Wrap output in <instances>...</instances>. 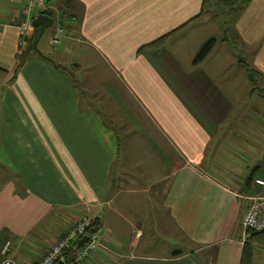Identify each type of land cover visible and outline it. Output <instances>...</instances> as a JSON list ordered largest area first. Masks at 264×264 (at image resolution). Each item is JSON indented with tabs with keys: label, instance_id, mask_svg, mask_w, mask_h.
<instances>
[{
	"label": "crops",
	"instance_id": "obj_1",
	"mask_svg": "<svg viewBox=\"0 0 264 264\" xmlns=\"http://www.w3.org/2000/svg\"><path fill=\"white\" fill-rule=\"evenodd\" d=\"M208 1L47 0L65 31L52 45L63 48L40 47L42 38L38 49L65 72L35 53L25 58L39 29L29 24L21 36L23 0H0V262L10 242L15 264L38 263L83 218L98 225L101 247L81 264H195L193 256L202 264H241L246 241L264 246V236L249 238L242 227L246 184L263 174L264 146L254 149L249 140L227 135L237 153L215 147L209 162L212 136L197 107L180 96L207 90L212 72H225L237 60L246 69L238 75L249 82L247 69L264 77V0L224 7L222 37L210 38L215 47L193 65L210 39L191 47L189 35L217 18L218 5ZM171 50L190 54L196 77L182 85L176 74L177 82L163 80L161 72H180L177 61L171 60L174 69L167 60ZM68 55L70 66L61 61ZM82 62L109 72L139 112L147 133L137 136L140 162L121 158L120 137L103 114L84 106V83L77 79ZM148 161L151 174L159 172L147 177L153 181L131 175L143 165L150 173ZM161 241L167 247L158 246ZM176 251L182 255L174 257Z\"/></svg>",
	"mask_w": 264,
	"mask_h": 264
},
{
	"label": "rangeland",
	"instance_id": "obj_2",
	"mask_svg": "<svg viewBox=\"0 0 264 264\" xmlns=\"http://www.w3.org/2000/svg\"><path fill=\"white\" fill-rule=\"evenodd\" d=\"M211 3L214 7L218 5L216 8L218 11H216L217 18L214 20L215 23L203 25L201 30L193 35H189L190 38L188 39L191 40V47H195V44H199L205 40L207 41L212 37L215 39L222 37V33L219 34L217 30L218 28H222L221 26L225 23V16L222 15L221 12L225 6L222 4L221 0H209L208 6H211ZM187 32L188 29L184 33H180V35L178 34L177 38L185 36ZM54 36L55 27L46 32L41 41L40 47L46 45L50 51L59 53L63 47H55L52 45V39ZM171 51L173 52H170L171 54H169L167 60L171 63L170 66L174 69L175 62L177 61L176 64H178L179 67L176 66L180 72H161L165 75L163 80L172 83L173 81L177 82V78L175 77L176 74L178 77H181L179 83L176 84L182 85V82L187 81V76H193V78L196 77L195 74L198 73L193 72V68L189 67L191 62V58H189L191 57L190 54L188 52H186V54H182V52L174 54V50ZM68 56V58L66 56V58H63L61 61L70 66L73 57L71 55ZM171 60H174L175 62H171ZM247 63L250 62L247 61ZM102 70L103 69H101L100 72V70L98 71L93 68V64L87 65L82 62L80 70L77 71V79L84 83L81 89L82 101L85 107L90 105V107L92 106V109H95L104 115L105 123L117 133L118 137H120L121 158L127 159L131 156L133 157L134 164H136L137 162H140V158L143 157V155L142 157L137 156V153L140 151L137 136L139 135L141 137L147 134L145 131V125L140 114H138L139 112L134 111L123 92L119 91L114 86L112 82L113 77L110 73L102 72ZM239 72H246V69L245 65L238 63L237 60L236 64L234 66L231 65L225 72H212L213 74H211V77H213V79L210 80L211 84L208 85L207 90H198L196 93L188 90V93L181 94L179 92V90H181L180 86H177L176 88L177 92L181 94L180 96L183 97L184 95V99L188 105L193 108L197 107L193 110L197 115V119L202 122L203 130L205 132L208 131L212 136L213 141L211 142L207 154L209 162L214 157L215 147L223 150V152L226 151L232 154L237 153V149H234L228 142H226L227 135L232 136L235 134L237 137L240 136L243 140H249L250 144L252 143V145H254V149L260 150L264 146V99L263 101L258 99V96L260 95H263L264 97V93H262L264 88V77L253 74V84L249 82L245 76L238 75ZM173 74L174 77L172 78ZM204 76L208 78L210 77L208 76V72H205ZM101 85H103V89L106 90L105 93L99 92L102 89L100 87ZM254 89L255 93L250 98L249 93ZM216 96L219 101L218 99L216 100ZM215 104L217 108H214ZM143 159L147 161V158L144 157ZM167 160L169 162L170 160L176 162L174 154H169ZM149 162L150 161H148V163L146 162V167L149 168L148 172L150 173L147 174L146 172H143L145 168L143 165L136 166V168L142 169V172L135 167H132L130 172L131 175L135 178L140 176L141 181H153V178L149 179L147 177H155V174L158 176L159 172L154 173V175L151 174V172L153 173L155 170ZM261 169L263 173L264 168L261 167ZM166 241L169 242L167 238ZM175 242L176 240L173 238L172 245H175ZM249 243L252 245L254 264H264V246L254 242V240H250ZM162 244L163 241L157 243L158 246L167 247L166 243ZM183 245L184 246L180 247L182 251L188 247L186 243Z\"/></svg>",
	"mask_w": 264,
	"mask_h": 264
},
{
	"label": "built area",
	"instance_id": "obj_3",
	"mask_svg": "<svg viewBox=\"0 0 264 264\" xmlns=\"http://www.w3.org/2000/svg\"><path fill=\"white\" fill-rule=\"evenodd\" d=\"M52 10L53 8L48 4L47 0H23L24 23L20 28L21 36H25V32L28 30L32 20L43 13H52ZM59 20L58 17L53 19V27H55V36L52 39L53 45H58L61 39L65 37V31L61 27ZM253 185L260 189V193L254 197L247 198L249 207L243 218L242 227L247 234H261L264 233V175L256 178ZM93 224L89 218H83L77 222L36 264H57L65 252L72 253V261L65 264H81L84 262L101 247L100 234L98 232H89ZM83 239H86L85 245L80 251L75 253L74 249ZM10 253L11 243L6 242L1 250V257L3 258L1 264H15L10 258Z\"/></svg>",
	"mask_w": 264,
	"mask_h": 264
},
{
	"label": "trees",
	"instance_id": "obj_4",
	"mask_svg": "<svg viewBox=\"0 0 264 264\" xmlns=\"http://www.w3.org/2000/svg\"><path fill=\"white\" fill-rule=\"evenodd\" d=\"M221 2H222V4L225 7H235V6H242L243 7V6L248 5L250 3V0H221ZM43 14L48 15L51 18L53 16L52 13H50V12L43 13ZM35 30L37 31L38 29L36 28ZM37 36H38V32H37L34 40L37 39ZM163 40H164V38L162 40H160L159 42H161ZM159 42H157V43H159ZM215 44H216V40H214V39H210L206 43H204V45L200 48V50L196 54V56H195V58L193 60V65H198L199 63L203 62L207 58V56L211 53V51L215 47ZM247 72L249 73L248 74L249 78L252 80L254 72L252 70H250V69H247ZM253 92H254V90H253ZM263 175H264V172H263L262 176ZM262 176H260V177H262ZM260 177H258V178H260ZM255 179H256V177L252 176L247 181L246 191H247V195L248 196L245 195L246 198L254 197V196H256V195H258L260 193V189L256 188L253 185ZM89 232L90 233H95V232L99 233L98 225L96 223H94L92 225V227L90 228ZM248 236H249V238L250 237H263L264 233H261V234H248ZM249 238H247V239H249ZM181 255H182V253L179 252V251H176V252L173 253L174 257H178V256H181ZM252 255H253V252H252L250 243L248 241H246L245 244H244V248H243L241 264H252ZM61 259H64V263H70L72 261V253L71 252H65L62 255Z\"/></svg>",
	"mask_w": 264,
	"mask_h": 264
},
{
	"label": "water",
	"instance_id": "obj_5",
	"mask_svg": "<svg viewBox=\"0 0 264 264\" xmlns=\"http://www.w3.org/2000/svg\"><path fill=\"white\" fill-rule=\"evenodd\" d=\"M53 25H54L53 19L51 17H49L48 15H44V14H41V15L37 16V18L32 21L31 26L33 28L39 29V32H38V36H37L36 41L33 44H31V45H29L27 47L25 58L29 54L35 53V54H37V56L39 58H42L43 60H45V61L49 62L50 64H52L54 68L61 69L62 71H65V72H69L66 67L61 66V65H56L51 59L45 57L41 53V51L38 49V44H39L40 40L45 35L46 31H48L51 28H53ZM70 76L75 81V75L73 73H70ZM85 243H86V239H83L80 243H78L77 247L74 249V252L77 253L78 251H80L81 248L85 245ZM192 259L195 262V264H202L201 260H200V258L198 256H193ZM57 264H65L64 263V259H60V261Z\"/></svg>",
	"mask_w": 264,
	"mask_h": 264
}]
</instances>
